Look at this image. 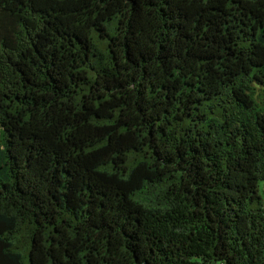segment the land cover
I'll return each instance as SVG.
<instances>
[{"label": "trees", "instance_id": "1", "mask_svg": "<svg viewBox=\"0 0 264 264\" xmlns=\"http://www.w3.org/2000/svg\"><path fill=\"white\" fill-rule=\"evenodd\" d=\"M264 0H0V264H264Z\"/></svg>", "mask_w": 264, "mask_h": 264}, {"label": "rangeland", "instance_id": "2", "mask_svg": "<svg viewBox=\"0 0 264 264\" xmlns=\"http://www.w3.org/2000/svg\"><path fill=\"white\" fill-rule=\"evenodd\" d=\"M261 194V193H260ZM262 204L264 206V194H261Z\"/></svg>", "mask_w": 264, "mask_h": 264}]
</instances>
